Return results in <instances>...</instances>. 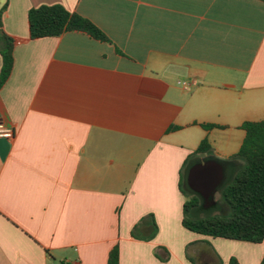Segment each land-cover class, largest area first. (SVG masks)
Here are the masks:
<instances>
[{
  "label": "crops",
  "instance_id": "1",
  "mask_svg": "<svg viewBox=\"0 0 264 264\" xmlns=\"http://www.w3.org/2000/svg\"><path fill=\"white\" fill-rule=\"evenodd\" d=\"M6 3L17 42L0 124L15 136L0 137V264H108L117 244L119 264H163L158 251L167 264H260L264 239L191 231L183 206L191 166L215 159L230 177L242 124L264 120V1ZM53 4L109 41L32 39L29 10Z\"/></svg>",
  "mask_w": 264,
  "mask_h": 264
},
{
  "label": "trees",
  "instance_id": "2",
  "mask_svg": "<svg viewBox=\"0 0 264 264\" xmlns=\"http://www.w3.org/2000/svg\"><path fill=\"white\" fill-rule=\"evenodd\" d=\"M6 7L7 3L0 10V89L12 73L17 42L16 38L3 29L2 19ZM28 26L32 39L58 36L65 31L77 30L98 40L109 41L106 33L90 19L70 12L60 4L31 8L28 13ZM203 126L211 128L217 125ZM242 128L246 132L244 141L238 153L231 158L239 159L241 163L220 187V198L216 206L203 209L201 196L188 189L190 194L183 206V225L191 231L211 237L259 243L264 239V120L244 122ZM211 150L207 139L197 149L198 152ZM156 254L163 264H167L168 259L160 251ZM119 256L117 244L109 253L108 264H119ZM228 264L240 262L236 257H231ZM260 264H264V256Z\"/></svg>",
  "mask_w": 264,
  "mask_h": 264
},
{
  "label": "water",
  "instance_id": "3",
  "mask_svg": "<svg viewBox=\"0 0 264 264\" xmlns=\"http://www.w3.org/2000/svg\"><path fill=\"white\" fill-rule=\"evenodd\" d=\"M226 180V166L215 159L200 161L189 169L190 188L202 198V208L208 210L217 204L216 194Z\"/></svg>",
  "mask_w": 264,
  "mask_h": 264
},
{
  "label": "built area",
  "instance_id": "4",
  "mask_svg": "<svg viewBox=\"0 0 264 264\" xmlns=\"http://www.w3.org/2000/svg\"><path fill=\"white\" fill-rule=\"evenodd\" d=\"M184 86L187 88L189 86L188 83H184ZM15 136V131L12 127H6L3 124H0V137H5L12 139Z\"/></svg>",
  "mask_w": 264,
  "mask_h": 264
},
{
  "label": "rangeland",
  "instance_id": "5",
  "mask_svg": "<svg viewBox=\"0 0 264 264\" xmlns=\"http://www.w3.org/2000/svg\"><path fill=\"white\" fill-rule=\"evenodd\" d=\"M219 198H220V194L217 193V194H216V200H218ZM134 234L137 235V234H136V231L134 232ZM56 263H60V262H59L58 260H56Z\"/></svg>",
  "mask_w": 264,
  "mask_h": 264
}]
</instances>
